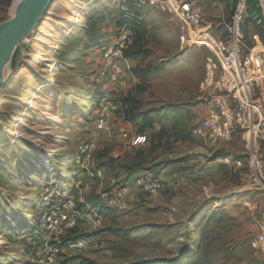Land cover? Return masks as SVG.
Segmentation results:
<instances>
[{
	"label": "rangeland",
	"instance_id": "374dc122",
	"mask_svg": "<svg viewBox=\"0 0 264 264\" xmlns=\"http://www.w3.org/2000/svg\"><path fill=\"white\" fill-rule=\"evenodd\" d=\"M16 1L0 0V23L15 16ZM144 1L55 0L14 51L0 89V264H37L53 243L42 207L56 187L85 213L68 237L90 239L59 264H264L252 246L264 225V188L252 174L248 135L194 133L206 115L200 83L210 53L181 43L179 20L160 0ZM190 1L204 27L229 35L228 0ZM253 1L259 16L247 13L242 33L264 57V0ZM127 26L126 75L114 83L100 76L102 56ZM257 96L264 119V88ZM103 101L120 105L110 131L95 126ZM122 124L147 142L124 140ZM89 141L94 150L78 162ZM92 166L104 177L82 188ZM138 169H151L163 188L142 192L149 174L131 178ZM112 178L130 188L124 208L104 203Z\"/></svg>",
	"mask_w": 264,
	"mask_h": 264
},
{
	"label": "built area",
	"instance_id": "2783aa9c",
	"mask_svg": "<svg viewBox=\"0 0 264 264\" xmlns=\"http://www.w3.org/2000/svg\"><path fill=\"white\" fill-rule=\"evenodd\" d=\"M144 0H139L141 7ZM250 0H233L231 20L225 24L228 36L217 35L203 26V13L190 0H160V8L176 15L179 20V38L186 47L203 46L208 49L204 77L200 83L201 99L206 115L194 128L195 134H208L214 139L230 140L237 133L248 135L251 151V168L254 180L264 188V119L257 96L264 88V57L261 52L251 49L245 43L243 27ZM136 10L127 12L137 16ZM125 26V25H124ZM131 28H122L113 46L103 53L100 76L114 83H121L126 75L123 65V49L131 39ZM118 102H101L95 126L98 131H110ZM124 140L134 146L147 142L145 134H131L126 125L119 127ZM95 148L89 141L78 151L77 161L84 162ZM105 170L92 166L86 168V176L79 181L82 188H89L98 178L104 177ZM144 193L153 194L163 188L160 176L151 175L139 180ZM130 192L125 182H118L115 191L104 194V203L110 207H126ZM43 220L52 230L53 243L46 244L37 264H59V260L75 251H83L90 245L85 235H68L79 225L82 215L77 200L61 188L48 190L43 199ZM252 246L264 258V225L252 241Z\"/></svg>",
	"mask_w": 264,
	"mask_h": 264
},
{
	"label": "water",
	"instance_id": "95a60500",
	"mask_svg": "<svg viewBox=\"0 0 264 264\" xmlns=\"http://www.w3.org/2000/svg\"><path fill=\"white\" fill-rule=\"evenodd\" d=\"M55 0H23L15 16L0 23V89L5 82V68L14 51L34 32Z\"/></svg>",
	"mask_w": 264,
	"mask_h": 264
},
{
	"label": "crops",
	"instance_id": "0c3cea01",
	"mask_svg": "<svg viewBox=\"0 0 264 264\" xmlns=\"http://www.w3.org/2000/svg\"><path fill=\"white\" fill-rule=\"evenodd\" d=\"M252 1V2H251ZM232 2H233V0H228V3H230L231 4V7H232ZM249 5H250V7L248 8V11H247V13H248V15H250V16H252L253 18H257L258 16H259V12L256 10V8L254 7L255 6V3H254V1L253 0H250V2H249ZM201 98V97H200ZM202 100V99H201ZM202 103H204L203 101H202ZM204 111H205V113H206V107H205V104H204ZM152 169V168H151ZM151 169H147V170H145V172H142L141 171V169L139 170H136V171H133V173L131 174V178L134 176V175H139L140 173L141 174H143V173H145V174H149V176H151L152 174H150L151 172H152V170ZM115 181V178H112L111 179V184H110V186H109V188L108 189H110V191H111V193L113 192V191H115V187H114V185L112 184L113 182ZM79 187V183L77 182V183H75L72 187ZM107 189V190H108ZM80 190H83V189H80ZM107 190H104L105 192L107 191ZM88 204V203H87ZM89 205V204H88ZM82 212V215L83 216H85V213H84V210L83 211H81ZM83 216H82V220L84 219L83 218ZM82 224H84V222H82Z\"/></svg>",
	"mask_w": 264,
	"mask_h": 264
},
{
	"label": "bare ground",
	"instance_id": "6f19581e",
	"mask_svg": "<svg viewBox=\"0 0 264 264\" xmlns=\"http://www.w3.org/2000/svg\"><path fill=\"white\" fill-rule=\"evenodd\" d=\"M23 2V0H17L16 1V9H17V7L21 4ZM39 60V59H38ZM0 244H1V241H0Z\"/></svg>",
	"mask_w": 264,
	"mask_h": 264
}]
</instances>
